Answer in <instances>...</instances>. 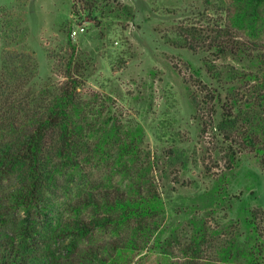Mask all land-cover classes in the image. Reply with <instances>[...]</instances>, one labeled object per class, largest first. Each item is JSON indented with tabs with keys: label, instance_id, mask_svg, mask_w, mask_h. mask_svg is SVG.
Returning a JSON list of instances; mask_svg holds the SVG:
<instances>
[{
	"label": "rangeland",
	"instance_id": "374dc122",
	"mask_svg": "<svg viewBox=\"0 0 264 264\" xmlns=\"http://www.w3.org/2000/svg\"><path fill=\"white\" fill-rule=\"evenodd\" d=\"M228 3L0 0V76L16 70L12 85L28 93L31 106L70 74L86 115L123 134L141 129L138 166L163 212L158 233L132 264H156L157 245L181 259L196 228L204 233L201 257H215L245 228L243 208L255 213L264 234V167L255 151L216 127V93L243 107L255 84L236 78L253 68L245 58L253 50H217L249 40L231 26ZM76 23L84 32L72 39ZM259 41L264 49V32Z\"/></svg>",
	"mask_w": 264,
	"mask_h": 264
},
{
	"label": "trees",
	"instance_id": "16d2710c",
	"mask_svg": "<svg viewBox=\"0 0 264 264\" xmlns=\"http://www.w3.org/2000/svg\"><path fill=\"white\" fill-rule=\"evenodd\" d=\"M228 1L231 26L249 40L222 44L217 50L238 55L246 47L253 50L245 57L253 68L236 78L255 84L243 107L233 97L227 105L216 93L213 99L220 109L216 127L235 145L240 142L255 151L264 167V49L259 44L264 0ZM4 71L0 264H132L134 255L158 233L163 212L161 198L147 187L145 170L138 166L141 129L123 134L113 123L86 115L70 74L56 93L31 106L28 93L12 85L13 79L19 80L16 70ZM242 211L245 228L215 257H201L204 233L196 228L181 259L157 245L156 264H264V234L255 213Z\"/></svg>",
	"mask_w": 264,
	"mask_h": 264
},
{
	"label": "built area",
	"instance_id": "2783aa9c",
	"mask_svg": "<svg viewBox=\"0 0 264 264\" xmlns=\"http://www.w3.org/2000/svg\"><path fill=\"white\" fill-rule=\"evenodd\" d=\"M84 32V27L80 23L73 24L69 29V36L72 39H76Z\"/></svg>",
	"mask_w": 264,
	"mask_h": 264
}]
</instances>
